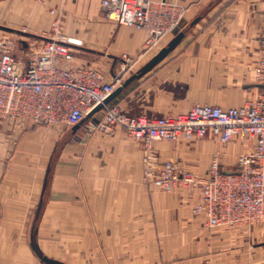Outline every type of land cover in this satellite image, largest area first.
I'll return each instance as SVG.
<instances>
[{"label": "crops", "instance_id": "1", "mask_svg": "<svg viewBox=\"0 0 264 264\" xmlns=\"http://www.w3.org/2000/svg\"><path fill=\"white\" fill-rule=\"evenodd\" d=\"M46 1L61 9L63 34L80 42L75 63L100 68L107 81L122 69L128 78L174 37L149 46L148 31L108 19L102 0ZM153 1L184 9L185 37L113 104L129 115L159 117L196 104L240 107L259 98L254 66L264 0ZM90 124L91 118L73 130L0 123V264H47L44 255L68 264H166L189 249L196 258L178 264H264V228L204 233L205 217L191 214L199 190L166 194L145 185L140 143L121 127L107 135L91 133ZM154 146L162 158L205 174L215 159L221 169L236 170L238 155L254 143L223 145L208 134Z\"/></svg>", "mask_w": 264, "mask_h": 264}, {"label": "built area", "instance_id": "2", "mask_svg": "<svg viewBox=\"0 0 264 264\" xmlns=\"http://www.w3.org/2000/svg\"><path fill=\"white\" fill-rule=\"evenodd\" d=\"M102 6L108 19L148 31L149 46L175 34L184 19V9L167 1L102 0ZM51 12L55 14L54 9ZM54 26L51 37L33 41L0 39V123L11 121L23 127L31 121L73 127L127 79L123 69L107 81L100 68L77 65L80 42L59 30V20ZM261 44V55L254 66L261 86L258 99L229 108L196 104L184 113L159 117L129 115L110 102L99 111L101 118H96L98 112L91 117L89 131L111 135L121 127L140 143L147 184L165 192L199 190L194 212L203 215L210 228L264 224V33ZM208 134L223 145L234 139H249L254 148L238 155L234 171L221 169L215 159L209 171L201 174L180 161L162 158L154 146L157 141L177 142L182 137L194 140Z\"/></svg>", "mask_w": 264, "mask_h": 264}, {"label": "rangeland", "instance_id": "3", "mask_svg": "<svg viewBox=\"0 0 264 264\" xmlns=\"http://www.w3.org/2000/svg\"><path fill=\"white\" fill-rule=\"evenodd\" d=\"M52 9L55 10V14L51 12ZM60 10L61 9H59L58 7L54 6L53 4L49 3L46 0H0V25L13 29V30H7L4 28H0V39L6 37L14 41H18L20 39H23L26 41H29L32 39L31 41H33V39L37 40V39L44 38V37H51L55 33L56 27L54 26V22L57 20L60 21L59 30L62 32V25H61V20H60V15H61ZM22 32L27 33V34H23ZM22 59L23 61H26L27 57L22 54ZM172 160L177 161L176 159H172ZM142 164H143V151H142ZM143 183L145 185H149L144 180V173H143ZM180 190L187 193L188 195L192 194V192L189 191L187 188H179L173 192H165L163 190H160V191L166 194H174ZM197 201L198 199L196 200V202ZM196 202L191 207V214L193 216L199 215L194 212V206ZM200 216H203V215H200ZM203 225L204 226L203 228L201 227V229L204 231V233H207L208 235L212 236L213 231H215L216 229L210 228L207 225L206 219ZM240 226H243V225H240ZM240 226L233 227V228H223V230L230 232V231H234L235 228H238ZM246 226H252V227L257 226L258 228L259 227L264 228V224H259V223L258 224L257 223L256 224H246ZM258 242H260V240L259 238L256 237V239H254L250 243L251 247L255 248V245ZM195 253H197L196 250L189 249L187 253L188 255H186L188 259H186V256L181 257V255H178L176 256L177 259L171 260L169 261L170 263H166V264H178L186 260H188V262L190 263V260H193L196 258ZM175 254H178V253H175ZM160 263H163V262L156 261V264H160ZM192 263L194 264V262ZM141 264H146V261H142ZM149 264H151V261L149 262Z\"/></svg>", "mask_w": 264, "mask_h": 264}, {"label": "water", "instance_id": "4", "mask_svg": "<svg viewBox=\"0 0 264 264\" xmlns=\"http://www.w3.org/2000/svg\"><path fill=\"white\" fill-rule=\"evenodd\" d=\"M0 28H4L7 30H13L11 28L5 27V26H1ZM23 33V32H22ZM23 34H27V33H23ZM185 37V31L183 30H178L175 32L174 37L169 41V43L163 47L151 60H149L142 68H140L138 71H136L135 73H133L131 76H129L124 83L119 86L105 101L104 103L99 104L95 109H93V111H91L86 119H90L95 113L101 111L104 106L108 103H110L113 99H115L120 93H122L126 88H128L134 81H136L137 79L141 78L142 76H144L145 74H147L149 71H151L156 65H158L163 59H165L169 53L171 51H173L178 44L183 40V38ZM23 44L25 46H27V43L24 41ZM80 122L76 125L73 126V130L78 129L81 124L84 122ZM44 262H46L47 264H68L64 261L61 260H57V259H53L50 258L48 256H43L42 257Z\"/></svg>", "mask_w": 264, "mask_h": 264}]
</instances>
